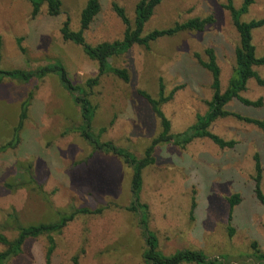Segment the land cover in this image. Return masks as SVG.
<instances>
[{
    "label": "rangeland",
    "instance_id": "1",
    "mask_svg": "<svg viewBox=\"0 0 264 264\" xmlns=\"http://www.w3.org/2000/svg\"><path fill=\"white\" fill-rule=\"evenodd\" d=\"M61 1L60 16L50 17L44 5L32 18L33 7L27 0H0V66L6 71L32 70L60 62L73 84L91 94L97 106L94 131L98 134L100 129L106 130L100 137L102 142L143 156L162 129L138 91L157 98L161 82L166 95L177 89L174 98L162 107L171 121V132H184L195 124L197 116L207 112V102L213 95L211 74L196 58L199 55L206 61L208 48L215 50L222 89L227 87L239 38L226 6L231 1L240 8L243 0H165L145 25L144 35L192 18L212 17L214 23L201 33L161 38L149 49L134 46L127 54L110 60L113 67L129 71L130 82L106 74L93 88L86 83L98 77V63L90 60L80 46L65 42L60 33L67 18L71 30L79 31L81 12L88 0ZM138 1L101 0L102 10L85 34L87 43L95 46L121 40L125 26L113 5L122 7L133 22ZM263 17L264 0H256L243 21ZM253 37L261 57L264 28L256 30ZM256 71L264 77V66ZM32 91L34 98L20 145L0 154V232L10 239L16 237L13 216L23 225H34L50 222L56 211L71 207L105 208L100 215L78 217L55 236L52 264H74L76 257L78 264H143L144 241L136 218L125 209L131 202L132 171L119 156L94 153L78 132L66 133L78 128L81 115L73 94L61 86L57 75L49 74L29 84H0V145L11 140L21 105ZM242 95L251 101L262 99L263 106L249 107L234 100L228 110L263 120L264 88L252 80ZM211 131L237 145L220 149L208 139H198L185 149L157 147L155 165L144 171L141 193L149 207V227L165 255L194 249L212 259L231 257L234 264H254L252 259L240 256L250 254L254 242L264 253V205L255 194L256 155L262 164L264 193V132L234 117L217 120ZM30 177L34 183L24 182ZM19 183L25 186L10 188ZM237 194L241 202L229 223L228 199ZM230 229L234 231L232 236ZM47 247L46 237L29 240L10 264H45ZM4 249L0 244V252Z\"/></svg>",
    "mask_w": 264,
    "mask_h": 264
},
{
    "label": "trees",
    "instance_id": "2",
    "mask_svg": "<svg viewBox=\"0 0 264 264\" xmlns=\"http://www.w3.org/2000/svg\"><path fill=\"white\" fill-rule=\"evenodd\" d=\"M33 7L32 18L39 15L42 7L47 6V14L50 17H58L62 14L63 3L61 0H27ZM165 0H139L135 7V18L133 22L127 17L125 10L118 4L113 5V10L122 20L125 26L124 36L121 40L114 42H104L98 45H90L85 38L86 32L90 29L95 18L100 14L101 0H88L85 8L81 12L80 29L74 32L70 28V20L62 24L60 33L65 42H72L83 49L85 55L92 61L98 63V77L89 80L86 87L93 88L97 86L100 77L106 74H112L125 83L130 82V73L125 68L113 67L110 60L114 57L127 54L134 46H142L149 49L153 42L161 38L173 37L185 32H204L208 26L214 23L212 17L192 18L184 23H176L173 27L154 30L144 35L145 25L153 17L155 10ZM256 0H243L240 8H236L232 2L226 6L230 13L233 26L238 34L239 42L235 48L234 58L235 66L233 74L228 81L227 87L223 90L221 83V68L218 65L215 50L208 48L205 51L207 60L203 61L199 55L196 58L200 65L206 69L212 77L211 89L213 92L212 98L207 102L208 110L204 115H198L195 124L188 127L184 132L173 134L171 121L165 116L162 107L170 102L177 89L171 91L170 94H165L163 83L160 84V90L157 98H153L145 91H138L139 95L150 105L156 117L160 120L161 132L156 136L150 145L146 148L142 157H137L133 153L123 150L111 142H102L100 137L105 133L102 128L95 133L93 128L94 117L97 112V106L91 101L89 94L84 87L74 85L70 80L67 70L60 63L48 64L32 70H2L0 66V84L5 81H13L19 84H29L34 80H44L49 74H54L59 77L61 86L73 94L74 103L80 110L81 123L78 128L68 130V132H78L83 140L92 148L94 153L112 154L122 158L130 170V205L125 209L131 213L137 221V226L140 235L144 241V250L142 253L143 264H234V260L228 257L226 260L209 258L202 251L194 249L178 250L171 255H165L159 248V240L157 235L150 229V213L147 204L143 203L141 193L143 190V174L144 171L155 165V153L157 147L161 145H174L181 149H185L189 144L198 139H208L220 149H233L237 145L234 140L228 141L214 134L211 131V126L217 120L234 117L239 121L254 125L264 132V119H254L242 116L238 113H233L228 110L229 104L237 100L245 106L260 108L263 106L262 99L251 101L243 97V93L247 90V85L254 80L259 87L264 88V77H261L256 71V68L264 66V55H257L256 46L253 43V33L256 30L264 28V17L243 21V17L249 14L250 8L255 4ZM19 49L22 53L25 49L21 46V41H18ZM1 47V44H0ZM1 50V48H0ZM1 63V53H0ZM34 98V92H30L27 99L21 105V113L17 126L13 130L11 140L0 145V154L15 150L21 142V132L24 128V123L28 118V111ZM255 169L257 172L255 194L258 201L264 205V193L261 189L262 180V164L259 155L255 156ZM29 181V182H28ZM28 184L34 183L33 178H28ZM24 183L10 185L11 189L23 187ZM17 186V187H16ZM25 186V185H24ZM45 195L44 192H42ZM240 195H234L228 199L231 209L229 223L232 221V212L234 208L240 204ZM195 204H193V209ZM105 208L91 210L89 208L71 207L68 210H59L54 213L55 218L47 223H38L34 225H23L19 222L16 216L12 217V229L16 232V237L8 238L0 232V244L5 249L0 252V264H10V261L22 253L23 247L27 241L46 237L48 247L45 254V264H52V257L56 249L55 236L62 231L74 220L81 216L100 215ZM233 230L230 229V236L233 235ZM252 252L240 258L252 259L254 264H264V253L259 248V245L254 242L251 245ZM235 259V258H234ZM74 264H78V258H74Z\"/></svg>",
    "mask_w": 264,
    "mask_h": 264
}]
</instances>
